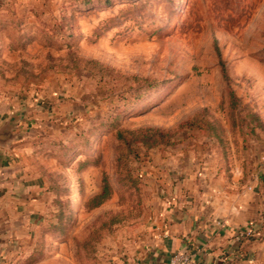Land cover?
<instances>
[{"label": "rangeland", "instance_id": "obj_1", "mask_svg": "<svg viewBox=\"0 0 264 264\" xmlns=\"http://www.w3.org/2000/svg\"><path fill=\"white\" fill-rule=\"evenodd\" d=\"M7 7L0 97L36 110L46 181L9 264H125L147 236L158 173L192 166L185 153L264 170V0ZM141 129L173 143L143 145Z\"/></svg>", "mask_w": 264, "mask_h": 264}, {"label": "crops", "instance_id": "obj_2", "mask_svg": "<svg viewBox=\"0 0 264 264\" xmlns=\"http://www.w3.org/2000/svg\"><path fill=\"white\" fill-rule=\"evenodd\" d=\"M8 1L17 0H0L3 31ZM12 99L0 97V129L11 123L13 135L0 144V264H9L30 237L46 189L36 162L38 115ZM184 155L192 166L173 159L158 173L147 236L128 250L125 264H167L180 251L190 255V264H264V170L226 167L215 151ZM244 229L252 230V238L235 241Z\"/></svg>", "mask_w": 264, "mask_h": 264}, {"label": "trees", "instance_id": "obj_3", "mask_svg": "<svg viewBox=\"0 0 264 264\" xmlns=\"http://www.w3.org/2000/svg\"><path fill=\"white\" fill-rule=\"evenodd\" d=\"M191 128H194V123H189ZM138 135H140V142L143 145L148 144L149 147L157 146L158 144L165 143V144H172L170 142V134L168 132H165L163 130L159 129H141L136 131ZM160 139L159 142H157L156 139ZM106 191V188H104L102 196L104 195Z\"/></svg>", "mask_w": 264, "mask_h": 264}, {"label": "built area", "instance_id": "obj_4", "mask_svg": "<svg viewBox=\"0 0 264 264\" xmlns=\"http://www.w3.org/2000/svg\"><path fill=\"white\" fill-rule=\"evenodd\" d=\"M219 226H222L221 224H218ZM253 236V232L250 229H244V230H238L234 235L235 241H243V240H249ZM191 258L190 255L187 252L180 251L172 254L167 264H190Z\"/></svg>", "mask_w": 264, "mask_h": 264}, {"label": "water", "instance_id": "obj_5", "mask_svg": "<svg viewBox=\"0 0 264 264\" xmlns=\"http://www.w3.org/2000/svg\"><path fill=\"white\" fill-rule=\"evenodd\" d=\"M11 126H12L11 123H7L3 127H1L0 129V144L1 145L8 142L9 140L13 138V135L10 132Z\"/></svg>", "mask_w": 264, "mask_h": 264}]
</instances>
